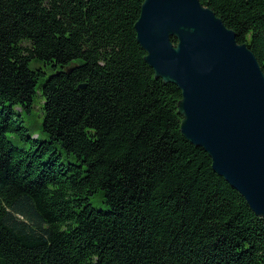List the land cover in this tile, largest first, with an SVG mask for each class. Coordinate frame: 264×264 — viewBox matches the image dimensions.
I'll return each instance as SVG.
<instances>
[{
	"label": "trees",
	"instance_id": "16d2710c",
	"mask_svg": "<svg viewBox=\"0 0 264 264\" xmlns=\"http://www.w3.org/2000/svg\"><path fill=\"white\" fill-rule=\"evenodd\" d=\"M143 1L0 0V264H264V218L145 60ZM200 1L264 71V0Z\"/></svg>",
	"mask_w": 264,
	"mask_h": 264
},
{
	"label": "water",
	"instance_id": "95a60500",
	"mask_svg": "<svg viewBox=\"0 0 264 264\" xmlns=\"http://www.w3.org/2000/svg\"><path fill=\"white\" fill-rule=\"evenodd\" d=\"M135 29L156 76L181 90L184 136L264 218V71L255 53L200 0H144Z\"/></svg>",
	"mask_w": 264,
	"mask_h": 264
},
{
	"label": "rangeland",
	"instance_id": "374dc122",
	"mask_svg": "<svg viewBox=\"0 0 264 264\" xmlns=\"http://www.w3.org/2000/svg\"><path fill=\"white\" fill-rule=\"evenodd\" d=\"M45 100L39 94L34 96V104L30 114L24 113V126L28 128V134L32 135L33 138H39V140L45 139L43 132V122L45 119L44 112ZM16 143L18 141L16 140Z\"/></svg>",
	"mask_w": 264,
	"mask_h": 264
}]
</instances>
